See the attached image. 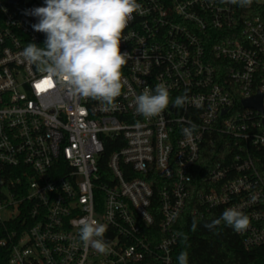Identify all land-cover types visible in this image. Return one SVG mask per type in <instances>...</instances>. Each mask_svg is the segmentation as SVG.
<instances>
[{
  "label": "built area",
  "instance_id": "built-area-1",
  "mask_svg": "<svg viewBox=\"0 0 264 264\" xmlns=\"http://www.w3.org/2000/svg\"><path fill=\"white\" fill-rule=\"evenodd\" d=\"M137 2L122 33L121 95L106 106L71 95L21 55L44 44L30 14L44 0H0L6 264H176L175 227L208 153L193 214L236 207L250 219L235 232L242 247L264 246V0ZM160 83L169 106L137 114L136 96ZM185 93L189 103L173 106ZM190 123L197 128L185 136ZM81 220L107 226L105 253L84 246Z\"/></svg>",
  "mask_w": 264,
  "mask_h": 264
},
{
  "label": "clouds",
  "instance_id": "clouds-1",
  "mask_svg": "<svg viewBox=\"0 0 264 264\" xmlns=\"http://www.w3.org/2000/svg\"><path fill=\"white\" fill-rule=\"evenodd\" d=\"M241 7L249 6L252 0H227ZM142 5L137 0H44V6L30 10L38 18L33 30L45 34L43 46L28 43L21 53L30 64L43 66L42 71L57 83L64 84L73 96L92 98L113 104L121 95L122 67L127 63V52L121 51L122 33L134 19ZM142 14V13H141ZM170 103L169 89L164 83L157 84L154 92L145 89L136 96V113L145 118L160 115ZM189 103L187 93L177 96L175 107ZM197 126L190 123L182 128L185 136H191ZM235 232L246 231L249 217L236 207L225 209L219 218L203 226L214 231L221 224ZM198 221L193 218L191 230ZM107 226L95 220H81L79 238L85 247L90 246L105 253L108 244L104 240ZM175 235L183 237L184 233ZM178 264H188V254L182 251Z\"/></svg>",
  "mask_w": 264,
  "mask_h": 264
},
{
  "label": "trees",
  "instance_id": "trees-1",
  "mask_svg": "<svg viewBox=\"0 0 264 264\" xmlns=\"http://www.w3.org/2000/svg\"><path fill=\"white\" fill-rule=\"evenodd\" d=\"M110 149L108 148V151ZM217 151L212 147L207 151ZM214 163L211 153L205 154L199 162V173L195 176L192 192L187 200L185 209L180 215L175 230L187 237L178 236V242L173 258L178 264L177 257L184 251L188 254V264H264V246L245 250L239 238L231 227L223 223L214 231H209L203 225L217 219L222 214L218 208L201 214H193L192 209L197 206V194L207 188L204 178ZM193 218L198 221L195 231L191 230ZM5 254V252H4ZM3 251H0V264H6Z\"/></svg>",
  "mask_w": 264,
  "mask_h": 264
},
{
  "label": "water",
  "instance_id": "water-1",
  "mask_svg": "<svg viewBox=\"0 0 264 264\" xmlns=\"http://www.w3.org/2000/svg\"><path fill=\"white\" fill-rule=\"evenodd\" d=\"M244 104L247 106H250V105H253L254 103L252 101H245ZM257 108L260 109L259 104H258Z\"/></svg>",
  "mask_w": 264,
  "mask_h": 264
},
{
  "label": "snow or ice",
  "instance_id": "snow-or-ice-1",
  "mask_svg": "<svg viewBox=\"0 0 264 264\" xmlns=\"http://www.w3.org/2000/svg\"><path fill=\"white\" fill-rule=\"evenodd\" d=\"M47 82V81H46Z\"/></svg>",
  "mask_w": 264,
  "mask_h": 264
}]
</instances>
